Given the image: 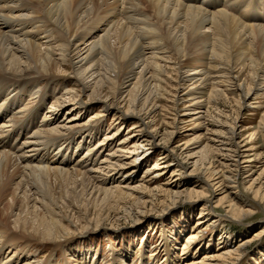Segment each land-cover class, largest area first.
Listing matches in <instances>:
<instances>
[{"label": "bare ground", "instance_id": "6f19581e", "mask_svg": "<svg viewBox=\"0 0 264 264\" xmlns=\"http://www.w3.org/2000/svg\"><path fill=\"white\" fill-rule=\"evenodd\" d=\"M242 73L248 80L238 83ZM232 89L240 110L264 96V0H0V264H87L89 256L92 264L96 255L85 246L75 252L71 244L84 242L83 234H100V226L85 221L84 230L75 233L74 209L103 210L110 202L123 206L154 192L172 199L159 217L181 201L200 207L198 222L186 229L181 257L165 238L166 264L239 261L246 243L228 244L219 254L204 248L202 261H195L204 239L223 220L218 215L208 220L214 208L238 194L237 173L230 168L239 174L251 170L250 165L238 168L244 153L236 122L226 126L210 116ZM160 102L175 113L164 137L153 121H145ZM79 107L98 108L99 114L82 122ZM111 114L117 128L100 132ZM186 116L191 128L207 127L209 136L204 146L201 135L192 150L187 145L199 158L188 173L196 184L190 190L178 178L185 165L170 146ZM133 120L122 135L123 125ZM131 132L144 135L141 144ZM157 136L164 151L136 180ZM172 165L168 182L149 189ZM255 198L264 206V194L256 192ZM227 209L236 220L253 214L246 203ZM43 242L54 248L40 263L30 249ZM19 247L28 250L23 262L15 253ZM59 249L60 262L54 257ZM121 257L114 255L110 264H126Z\"/></svg>", "mask_w": 264, "mask_h": 264}, {"label": "rangeland", "instance_id": "374dc122", "mask_svg": "<svg viewBox=\"0 0 264 264\" xmlns=\"http://www.w3.org/2000/svg\"><path fill=\"white\" fill-rule=\"evenodd\" d=\"M222 1L224 2L226 0ZM233 10L235 9H230L229 11ZM171 75L174 77L173 74ZM245 78L248 80L247 73L240 74L237 80L238 83L243 81ZM62 79L66 80V78ZM65 80L63 81L64 83ZM43 85L40 87H43ZM65 85L67 88H71L72 84L65 83ZM60 86L56 85L55 87L58 89ZM63 87H65L64 84ZM83 94L80 98L86 99L84 98ZM226 95V98H222L220 100L219 106L210 112V116L213 117L215 121L226 126L232 125L236 122L235 130L241 134L239 145L242 147V153H244L238 160V168L250 165L251 170L248 173L244 171L239 174L238 172L234 171V167L230 168V170L234 171H232V173H237V175H234V179L238 183V194L234 196L233 200L231 199L228 201V203L220 205L217 208H214L217 206L214 202L216 199L209 203L208 206H210L212 209L214 208V214L210 216L208 220L211 221L213 217H217V215L221 216L223 220L216 224L212 236L208 235L204 239V246L202 248L201 246L199 247L201 250L195 257V261H202V258L204 257L203 254L205 253L203 251L204 248L205 250L208 249L211 254H219L223 252L224 249H226L228 244L242 245V243H246L243 248L242 257L240 260L230 262L229 264H264V206L260 203L259 198H255L256 192H259L261 195L264 194V96H258L250 100L248 102V104L251 106L250 109L243 108L240 110L238 108L239 98L237 91L232 89L228 91ZM49 104L50 103L47 104L48 107ZM124 105L125 104L123 103V107L126 106ZM168 105L169 104L165 102H160L157 109L152 111L149 114L148 119L145 120L146 122L153 121L151 126H154L156 131L159 132L158 135L163 137L167 136V134L173 128L171 126L175 113L168 107ZM162 106L166 107L163 108ZM79 110V115L83 117H81L82 122H91L89 119L90 116L99 114L98 108L86 110V107H79ZM181 113L182 112L178 113L177 116H179ZM68 116L60 114L61 118H67ZM189 116L181 117L188 119L177 126V129L174 130L172 141L170 142V146L174 147L176 150L175 154L178 158V161L184 163L185 165V169H181V171L178 173L181 174L180 177L178 176V178L181 182H183L185 189L187 190H190L196 186L194 183L195 179L190 177L188 173L193 168V162L199 159L194 157L195 155H193V157L191 156V153H195V151L188 152L189 149H186L188 148L187 145H190V150H192L194 148L192 144H194V142L197 140L194 138L198 137V135H201L199 138V145L204 146L206 142H209L207 141L209 136L206 135L207 131L205 130L207 127H202L198 131L197 128H191L193 123L190 121L191 117L189 118ZM101 118L105 119V116ZM134 121L135 120L131 122L129 121L127 124L123 125L121 128L122 135L132 127ZM102 122L103 125L100 124V127H98L100 132H113L117 128L116 122L112 119V114L108 116L107 119L102 120ZM210 127L209 129H211V131H221L220 128ZM134 133L136 134V143L141 144L144 135H139L138 132H131L130 134L132 135ZM158 138L159 137L157 136L155 139H153L154 144L160 143ZM190 139L192 140L190 141ZM80 141H82V139L80 140L77 137L76 142L79 143ZM115 144L116 142L113 143V145ZM154 144H152L153 153L151 154L149 160L143 164L142 169L135 175L136 180L141 178L144 170H150L153 166L155 167V163L159 157L158 155L164 151L162 142L160 143L161 146H155ZM250 148L251 151H249ZM73 149L75 150V148H72L71 150L74 151ZM165 150L168 151V148H165ZM246 153H250L249 155L252 156L248 157V154ZM249 158L251 159V162L249 164H243L246 159ZM217 163L218 160L215 159L213 161L214 166H217ZM174 168L175 166L172 165L166 176H164L162 179L159 178L160 180L156 179L157 182L155 184H153V182L148 184V188L152 190L159 184H166L172 171H174ZM155 171L157 170H154L153 172L155 173ZM201 177L204 178L205 176L201 175ZM68 186L70 187V185ZM251 186L252 188H250ZM145 196L146 197L141 200H138L137 198L130 199L123 206H117L116 204L113 205L114 203L111 204L110 202L107 204L109 206L105 205L103 210L89 207V212H86L85 207L83 206H80L79 210L74 209V215H72L70 218V221L72 222V231L75 233L82 232L84 230L85 221H90L93 227L99 225L101 231L100 234L93 233L94 235L92 234L90 236L89 234H83L86 242L84 241L82 243H78L76 241L77 244L76 242L71 244L72 248H74V251H83V247L85 246L86 249L84 250H90V253H92L94 256L96 255V258L93 260L94 262L92 264H110L114 255H118V258H120L122 255L121 259H125L124 261L126 264H141L142 262L149 264H166V252L163 243L165 238H168L169 242H171L169 245L175 246V256L178 258L181 257V249L183 242L186 239V234L188 230L195 226V224L198 222L197 219L198 215L200 214V207H196L194 204H182L181 201L175 206H172L163 216L159 217L157 215L158 212H160L164 206L171 205L170 203L172 199L168 198L167 196L165 197V195L159 196L156 194V192L152 193L151 195L146 194ZM143 203L144 208H142ZM245 203L253 208V214L247 218L238 220L234 219L232 213L228 211L227 206L229 204L240 206ZM191 207L192 209H190ZM189 209L191 211L190 214ZM101 210L104 211V213L102 212L100 215ZM141 210H144L145 213L138 220V215ZM208 224L209 221L203 226H207ZM219 242L221 243L219 244ZM198 246L199 244L196 245V247ZM217 246L220 247L218 248ZM53 248L54 246L51 242H43L36 243L34 247L32 246L30 251L37 253V260L40 263H45L47 258L53 254ZM23 250L25 251L23 254H21ZM27 251L28 250L24 249L23 247H19L15 250V253L20 254L19 258L23 262V259L25 260L27 258L24 254L26 253L28 256ZM31 256L32 254L29 255V257ZM54 257L55 260L60 262V260L63 258V252L59 249L58 252L54 253ZM91 262L92 259H90L89 256L87 264H91Z\"/></svg>", "mask_w": 264, "mask_h": 264}]
</instances>
